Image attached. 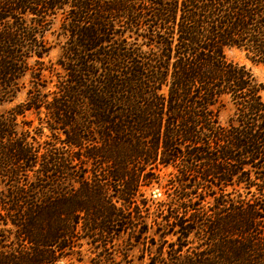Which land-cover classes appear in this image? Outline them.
<instances>
[{"label": "trees", "instance_id": "trees-1", "mask_svg": "<svg viewBox=\"0 0 264 264\" xmlns=\"http://www.w3.org/2000/svg\"><path fill=\"white\" fill-rule=\"evenodd\" d=\"M231 49L264 63V0H0V264H264V86Z\"/></svg>", "mask_w": 264, "mask_h": 264}, {"label": "rangeland", "instance_id": "rangeland-1", "mask_svg": "<svg viewBox=\"0 0 264 264\" xmlns=\"http://www.w3.org/2000/svg\"><path fill=\"white\" fill-rule=\"evenodd\" d=\"M50 40L54 41L55 38L50 36ZM61 53L60 47L58 45H56V47L54 48V50L51 52V54L46 58V62H56L59 58V55ZM228 58L232 61H235L237 63L246 65L254 74V76L256 77L257 81L261 84H263L264 86V63H257L254 62L253 60H251L250 58L247 57L246 53L243 51H240L238 49H231L227 52ZM262 95L264 97V90L262 92ZM25 99V92H23L22 94L19 95L18 99L16 100V102L13 104H6L3 107L0 108V111H5L10 109L12 106H14L16 103L21 102ZM221 119L223 122L227 121L228 119V113L224 112L221 116ZM20 122L23 121H34L33 126L32 127H38L39 123L36 119L35 115L32 114H27V116L25 118H20L19 119ZM32 129V128H31ZM49 131L47 129L44 130V133H35L34 131L31 132L32 136H35L39 141H44L46 140L47 136L49 135ZM165 190L164 188H160V187H155L153 190H150L147 192V195L150 198L153 199H160L162 197H164L165 195ZM117 250L114 252V256H123L119 250V248H116ZM82 253H75L73 256H85V260H88L89 256H97L98 254L96 253V250L92 251L90 250L89 246L84 244L83 249L81 250ZM155 252V251H154ZM123 253V252H122ZM124 256H148L147 254L144 255L138 248L130 251L129 253H126ZM70 261H63L60 264H70ZM75 264H77V262H75Z\"/></svg>", "mask_w": 264, "mask_h": 264}]
</instances>
